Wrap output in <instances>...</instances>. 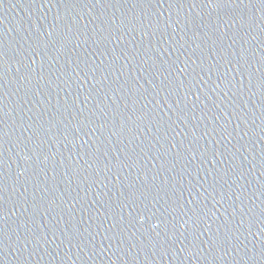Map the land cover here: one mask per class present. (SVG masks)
<instances>
[{
    "label": "water",
    "instance_id": "95a60500",
    "mask_svg": "<svg viewBox=\"0 0 264 264\" xmlns=\"http://www.w3.org/2000/svg\"><path fill=\"white\" fill-rule=\"evenodd\" d=\"M0 264H264V0H0Z\"/></svg>",
    "mask_w": 264,
    "mask_h": 264
}]
</instances>
